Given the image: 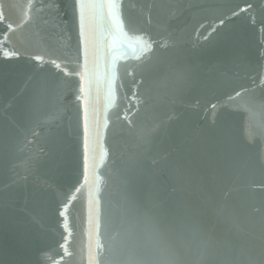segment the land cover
I'll use <instances>...</instances> for the list:
<instances>
[{"label":"water","instance_id":"95a60500","mask_svg":"<svg viewBox=\"0 0 264 264\" xmlns=\"http://www.w3.org/2000/svg\"><path fill=\"white\" fill-rule=\"evenodd\" d=\"M84 3L0 0V264L264 257V0Z\"/></svg>","mask_w":264,"mask_h":264},{"label":"snow or ice","instance_id":"6c2138e0","mask_svg":"<svg viewBox=\"0 0 264 264\" xmlns=\"http://www.w3.org/2000/svg\"><path fill=\"white\" fill-rule=\"evenodd\" d=\"M86 7L84 0H75V8H78L81 13V20L83 19V9ZM36 59H40L37 57ZM86 148V145H85ZM87 170V152H85V171ZM251 264H264V257L259 260L251 261Z\"/></svg>","mask_w":264,"mask_h":264}]
</instances>
